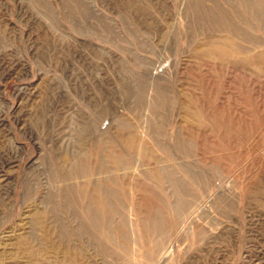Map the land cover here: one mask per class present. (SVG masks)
Wrapping results in <instances>:
<instances>
[{"label": "rangeland", "instance_id": "rangeland-1", "mask_svg": "<svg viewBox=\"0 0 264 264\" xmlns=\"http://www.w3.org/2000/svg\"><path fill=\"white\" fill-rule=\"evenodd\" d=\"M0 264H264V0H0Z\"/></svg>", "mask_w": 264, "mask_h": 264}]
</instances>
